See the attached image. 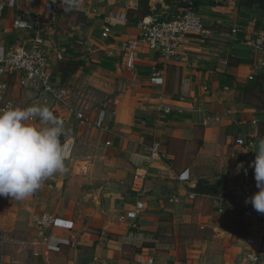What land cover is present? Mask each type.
Returning <instances> with one entry per match:
<instances>
[{
	"label": "crops",
	"instance_id": "1",
	"mask_svg": "<svg viewBox=\"0 0 264 264\" xmlns=\"http://www.w3.org/2000/svg\"><path fill=\"white\" fill-rule=\"evenodd\" d=\"M51 1L16 0L7 8L0 48L23 36L12 28L19 13L42 18L49 69L68 91L67 104L20 87L17 76L8 78L9 91L18 108L49 107L63 121L73 151L69 168L30 197L0 196V233L39 241L32 218L48 212L59 220L50 236L63 243L25 252L0 246V264H90L95 257L136 264L142 250L156 264H240L257 221L219 209L259 191L249 165L264 139V55L247 41L264 36V0H195L209 33L190 38L171 60L141 45L133 69L122 43L137 38L144 21L171 19L182 0H80L79 8L62 5L50 18ZM66 60L84 65L63 81L58 67ZM154 72L164 85L151 83ZM101 110L105 130L96 126ZM155 143L166 158H151ZM200 181L224 186L218 195L197 194ZM138 201L144 215L121 221ZM189 229L204 235L189 237ZM128 233L161 245L127 243Z\"/></svg>",
	"mask_w": 264,
	"mask_h": 264
},
{
	"label": "built area",
	"instance_id": "2",
	"mask_svg": "<svg viewBox=\"0 0 264 264\" xmlns=\"http://www.w3.org/2000/svg\"><path fill=\"white\" fill-rule=\"evenodd\" d=\"M16 0H0V24L3 21L4 13L7 8H13ZM62 9L60 0H52L50 4L49 17L54 18ZM141 33L135 39H130L122 43V50L126 52L128 62L127 67L133 69L136 62V53L141 45L151 50L157 51L164 60L176 58L187 41L195 36H203L209 33L205 26L202 16L196 12L195 0H182L180 9L169 20L150 23L145 21L140 24ZM15 32L23 34L17 37L14 43L8 47L0 48V108L9 105L19 107L18 102L10 95L8 78L17 76L20 87L30 89L39 95H48L61 104H67L68 91L55 83L53 73L49 69L48 57L46 52V40L43 20L39 15H27L19 13L12 22ZM238 32L233 30V33ZM108 37V33L103 34ZM247 45L253 51H258L264 55V36H258L247 41ZM264 67V62L262 63ZM253 79V77H250ZM154 85H164L165 79L159 72H154L151 78ZM83 100V99H82ZM170 109L165 112L170 113ZM72 112L82 121L87 122L80 109H73ZM106 111L99 113L96 126L105 130ZM62 142L64 137H61ZM244 144L243 140L237 141ZM110 143H107L109 146ZM73 146L71 144L70 157ZM69 157V158H70ZM151 158H166L161 152L160 144L155 143L151 148ZM253 195H250L242 202L228 203L221 207L222 213L228 208L232 212L242 215L244 218H251L257 221V225L251 228L246 237V245L250 248L245 256L240 259V264H262L264 252V214L255 211L250 203H246ZM145 213V205L138 201L131 210H127L121 215V221L138 220ZM58 217L48 212L35 213L32 218L33 226L39 236L38 240L20 241L5 233H0V246L16 245L21 247L23 252L29 248H36L44 245L47 250L57 249L63 241H55L50 236V231L58 224ZM125 242L140 244L151 242L161 245L157 239H145L142 235L128 233L124 237ZM259 241L261 242L259 244ZM54 242V243H53ZM54 246H53V245ZM258 244V245H257ZM259 245L261 247H259ZM38 256V253L35 254ZM90 264H107L95 257ZM136 264H156L155 258L142 250Z\"/></svg>",
	"mask_w": 264,
	"mask_h": 264
},
{
	"label": "clouds",
	"instance_id": "3",
	"mask_svg": "<svg viewBox=\"0 0 264 264\" xmlns=\"http://www.w3.org/2000/svg\"><path fill=\"white\" fill-rule=\"evenodd\" d=\"M61 4L69 11L79 8L80 0H61ZM70 148L63 121L49 107L0 108V196L14 200L30 197L45 180L66 171ZM255 153L249 166L254 168L259 191L246 203L264 214V139ZM243 168V163L237 165V171Z\"/></svg>",
	"mask_w": 264,
	"mask_h": 264
},
{
	"label": "trees",
	"instance_id": "4",
	"mask_svg": "<svg viewBox=\"0 0 264 264\" xmlns=\"http://www.w3.org/2000/svg\"><path fill=\"white\" fill-rule=\"evenodd\" d=\"M149 14L148 12H144V16ZM129 20H132V17L128 16ZM84 63L79 60H66L61 61L59 64V72L62 75V80L66 81L71 75L77 72ZM224 182L219 181L217 184H210L208 181H200L195 192L197 194H206V195H218L220 194V188L224 186Z\"/></svg>",
	"mask_w": 264,
	"mask_h": 264
},
{
	"label": "rangeland",
	"instance_id": "5",
	"mask_svg": "<svg viewBox=\"0 0 264 264\" xmlns=\"http://www.w3.org/2000/svg\"><path fill=\"white\" fill-rule=\"evenodd\" d=\"M56 179H57V180H60V177H56ZM185 231H186V233H187V236L190 235L192 238L196 236L197 238L200 239V238L203 237V235H204V233H202V232H200V231L196 234V230H194V229H189V230H185ZM190 236H189V237H190Z\"/></svg>",
	"mask_w": 264,
	"mask_h": 264
},
{
	"label": "water",
	"instance_id": "6",
	"mask_svg": "<svg viewBox=\"0 0 264 264\" xmlns=\"http://www.w3.org/2000/svg\"><path fill=\"white\" fill-rule=\"evenodd\" d=\"M69 163H70V158H69V162L66 165V170L69 168Z\"/></svg>",
	"mask_w": 264,
	"mask_h": 264
}]
</instances>
